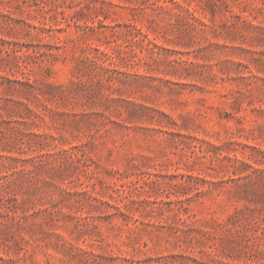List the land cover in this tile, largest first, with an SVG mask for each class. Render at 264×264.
Instances as JSON below:
<instances>
[{
  "label": "rangeland",
  "instance_id": "1",
  "mask_svg": "<svg viewBox=\"0 0 264 264\" xmlns=\"http://www.w3.org/2000/svg\"><path fill=\"white\" fill-rule=\"evenodd\" d=\"M0 264H264V0H0Z\"/></svg>",
  "mask_w": 264,
  "mask_h": 264
}]
</instances>
